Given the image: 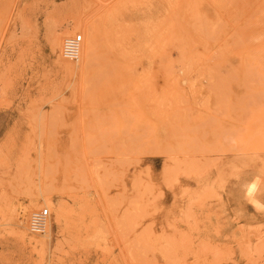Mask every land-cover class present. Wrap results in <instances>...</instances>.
<instances>
[{"label":"rangeland","instance_id":"1","mask_svg":"<svg viewBox=\"0 0 264 264\" xmlns=\"http://www.w3.org/2000/svg\"><path fill=\"white\" fill-rule=\"evenodd\" d=\"M0 264H264V0H0Z\"/></svg>","mask_w":264,"mask_h":264},{"label":"built area","instance_id":"2","mask_svg":"<svg viewBox=\"0 0 264 264\" xmlns=\"http://www.w3.org/2000/svg\"><path fill=\"white\" fill-rule=\"evenodd\" d=\"M83 37L80 32L68 35L64 38L61 53L65 58L77 61L79 58L80 45ZM51 210L48 206L34 209L28 216L27 227L32 233H44L48 227Z\"/></svg>","mask_w":264,"mask_h":264},{"label":"bare ground","instance_id":"3","mask_svg":"<svg viewBox=\"0 0 264 264\" xmlns=\"http://www.w3.org/2000/svg\"><path fill=\"white\" fill-rule=\"evenodd\" d=\"M88 20V19H87ZM86 21V20H85ZM77 22L79 23L80 21H78L77 20ZM82 23H83V21H82ZM77 28V27H76ZM79 28V27H78ZM83 36V35H82ZM84 41V40H83ZM87 41V40H86ZM61 44H62V38H59V37H57L55 40H54V46L55 47H57V48H59V50H60V47H61ZM82 45H83V42L81 43V45H80V50H79V58H78V60H81V57L83 58V65H86V66H90V65H92V61H93V57H92V53L93 52H90V51H88L87 50V48H85V46L82 48ZM88 51V52H87ZM70 62H71V64H72V61L70 60ZM92 62V63H91ZM64 63V62H63ZM77 65V64H76ZM77 67V66H76ZM75 67V68H76ZM76 71V70H75ZM89 92V91H88ZM47 174V173H46ZM49 193V192H48ZM44 203L45 204H48V205H51V202H50V200L48 199V198H44ZM32 204V203H31ZM33 204H34V202H33ZM111 207H113V206H111ZM146 207V206H145ZM143 211V210H142ZM31 212L28 210L27 212H26V215H27V219H28V215L30 214ZM64 208H63V206H61V207H59V215H58V217H57V219L56 220H54L53 219V217L51 216L50 217V220H49V224H48V227H47V229H46V231L44 232V233H38V236H42V237H46V236H48L49 235V233L51 232V230L53 229V225H55V227L57 228V226L59 225V223H60V221H61V217L64 215ZM25 222H27L26 220H25ZM24 222V223H25ZM27 224V223H26ZM21 225V224H20ZM27 225H25V227H26ZM128 229V228H127ZM123 231V230H122ZM18 233H20V232H18ZM36 236H37V234H36ZM42 242H43V240H42ZM140 257V256H139ZM143 258V257H142Z\"/></svg>","mask_w":264,"mask_h":264}]
</instances>
